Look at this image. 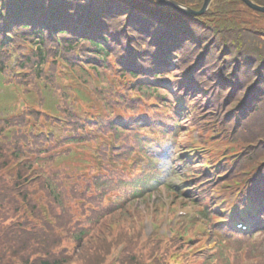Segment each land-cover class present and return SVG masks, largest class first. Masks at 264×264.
<instances>
[{
	"label": "trees",
	"instance_id": "trees-1",
	"mask_svg": "<svg viewBox=\"0 0 264 264\" xmlns=\"http://www.w3.org/2000/svg\"><path fill=\"white\" fill-rule=\"evenodd\" d=\"M176 1L199 9L203 0ZM252 1L264 5V0ZM6 2L7 4H4ZM77 3H81L79 9H76ZM238 3H240L238 0H213L209 10L197 20L182 17L183 21H187V23L192 21V24H198L197 36L190 31L192 40L186 34L187 31H180V26H186V22L180 23V26L169 23L166 27L163 25L160 15H172L181 20L182 18L156 0H0V12L4 9L7 18L4 21L0 19V33L7 34L10 26L9 20H11L14 26L22 27L21 31L35 40L36 51L33 56L36 67L35 76H39L44 71L43 64L47 57L44 45L48 39L46 33L49 32L47 26L49 21L43 19L50 12L51 7L59 14L60 12L66 13V19L69 22H77L87 16L92 18L95 14V18L91 21L89 18L86 19L88 20L85 26L87 32L72 31L73 27L59 24L65 50L71 52V49L77 44L82 41L87 42L91 47V55L87 59L91 60L92 65L96 68L100 67L98 64L102 67L107 65V58L112 47H120L117 51L119 54L124 52L126 55L132 56L135 52L139 63H146L143 66L149 65L155 73L153 83L143 89L144 95L160 97L165 108L168 104V94H170L169 90L165 88V83L171 79L170 75H173L174 78V74L177 73L176 77H178L180 69L185 70L187 67H192L193 74L199 80H202L201 72L212 75L221 90L225 87L229 88L228 99L225 102L228 114L225 121L228 126L232 125L230 128L237 130L236 139L242 143L249 141L263 143L262 150L261 144L259 146L260 158L251 159L250 164L247 165L249 168L260 165L261 159L264 160V108H261L262 105L264 107V86L262 90L259 89V86L264 85V52H259L258 48L253 45L255 43L251 42L247 47L250 54H246L241 49L245 46L241 43L242 39L239 35L244 38L246 31L243 33L241 29L234 30V18L232 17L235 14L234 4ZM16 5L20 6L21 15L18 14ZM144 14L147 19L157 20L165 33L159 30V34L152 37L149 34L148 36L145 33L136 32L135 27H139L140 23L134 20L140 22ZM18 19L20 20L18 21ZM171 25L172 28H170ZM191 27L194 28L195 25ZM169 30L176 31L166 34ZM251 32L252 40L255 42V34L260 32L257 29ZM232 33L239 37L240 43H234L229 39ZM199 34L200 39L194 41L199 38ZM176 36H181L182 41L175 42ZM260 36L258 35L259 39ZM249 37L251 36L249 35ZM171 43L173 45H170ZM168 45L174 48H168ZM138 48L141 52L137 50ZM173 60H177L178 64H172ZM133 63L135 64V62ZM135 66L132 67V70L135 69ZM245 70L249 72L245 74L244 80L245 82L249 81L253 87L249 94H246V102L244 105L241 104L240 109L250 113L248 121H243L232 115L228 109L230 106L236 107V103L246 92V84L240 82L238 78ZM2 71L3 64L0 60V73ZM260 95L261 102L252 105V101ZM169 99L173 104L172 97ZM192 111L190 109L189 112L192 113ZM253 115L254 119H252ZM181 121H186V119H180L172 125L175 137L182 128ZM74 140L78 139L74 138ZM139 140L144 142L142 139ZM146 145L148 144H144V146ZM54 158L51 160L53 161ZM3 170L4 168H0L2 174L0 176V264H109V260L112 258L109 250L111 248L115 250L122 241L126 242V247L118 264H145L144 257L150 258L153 251L157 249L148 250L149 248L146 246H140V234L133 220L135 214L132 211L133 205L105 210L101 208L88 220L89 225L76 223L70 226L71 214L65 195L67 183L65 180L55 182L54 172L49 175L44 173L43 186L52 200V205L59 208L57 225L51 227L45 223L44 227L39 225L34 230L28 231L26 226L27 224L28 226L32 225V222L26 214L31 212L40 221L38 206L33 196L28 192L14 191L16 189V187L13 188L14 182ZM259 172H262V169ZM50 210L55 215V209L50 207ZM114 221H118L119 226L116 233L112 234L107 230V224ZM58 230H62L65 236H59ZM66 240L77 244L76 249L70 255L65 254L64 249L60 248ZM212 259L213 256L209 261L212 262Z\"/></svg>",
	"mask_w": 264,
	"mask_h": 264
},
{
	"label": "rangeland",
	"instance_id": "rangeland-1",
	"mask_svg": "<svg viewBox=\"0 0 264 264\" xmlns=\"http://www.w3.org/2000/svg\"><path fill=\"white\" fill-rule=\"evenodd\" d=\"M233 9L235 11L234 16H232L234 18L233 19V25L235 26V27H233L234 30H240L241 29L243 31V33L246 31L244 38L239 35V37L242 39L241 43L245 46V48L248 47L250 42L255 43V44H253L254 47H257L259 52L263 53L264 52V37H263V40H260L258 38V35H262L264 32V15H259V14L247 12V9L239 7L237 4H235ZM255 29L259 30L258 32H261V33L255 34L256 40H255V42H253V40H252L253 34L251 31H253ZM249 30H251L250 33H249ZM249 35L251 37H249ZM233 36H234V34L232 33V36L229 37V39L233 40V41L238 40V38H239L238 36H234V37ZM248 37H249V39H247ZM245 48L243 47L242 50H244ZM33 60H35V58H33ZM47 60H48V57H46L44 64H43V67H47ZM15 61H16V59H15ZM35 68L36 67L34 65V61H31L28 63V67L26 68V71H25L27 73V75L18 77L15 81H13V83L11 81H10V83H7V80H8L7 78L6 79L4 78L5 81L2 79L3 82L0 81V121H4L6 119V117L10 118V117L15 116V115L19 116L23 113V111L25 109H28V107H29L28 101L32 100L30 102V103H32L37 99L36 95H35L36 98H35V96L32 95L33 92L38 93L37 91L44 88V91L47 92L46 94H50L52 96H54L57 93H60L59 91H61V90L59 89V87H61V85H60L61 81L58 80V83L55 81L56 85L51 86L50 84H48L47 82H45L43 80V73L39 76L38 75L35 76ZM245 72H246V70L244 71V73ZM5 73L11 74V72L7 68H6ZM244 73L242 74V82H245L244 81ZM4 74H3V76H4ZM95 87H96V85H95ZM51 103H53V102H51ZM34 105H35V103H34ZM35 107H36V105H35ZM261 108H264L263 105L261 106ZM127 138L128 137H126L125 139H127ZM3 141L8 143L10 140H3ZM252 143H253V146L256 147L255 150H260L259 146L261 144V150H262V144L263 143L258 144V141L252 142ZM252 150H254V149H252ZM87 151H89L88 148L85 150H81L79 152L80 157L86 156ZM1 155H2V153H0V156ZM76 163H77V151L73 150L71 154L60 157V159L58 161H55V162L50 163L48 165H45L42 170L45 173H47L48 171H51L52 169H54V170H65V169H67L69 171L70 168H75ZM52 164H55V165H52ZM64 174L65 173L63 172V175ZM69 174H70V172H69ZM40 181L42 183V179ZM131 201H132V199H131ZM136 202H137V204H139L140 200H138ZM151 202H153V199H151L150 205H149L152 207L154 206L153 204L159 203L157 201L153 202V203H151ZM139 205H140L139 209H141V211H143V207H145V206L143 204H139ZM179 208H182V207L180 206ZM56 213H58V212L56 211ZM138 214H140L139 211L137 213H135L134 216H136ZM135 218L138 219V217H135ZM70 220H71V224H73L72 218H70ZM127 221H129V220H127ZM145 222H146V220L144 221V224H145ZM155 227L156 226L153 225V221L150 220L146 224V226H144L142 229H140L139 234H140V240L142 239V245L146 244L148 242V240L150 239V237H160V238L164 239L162 237V233L156 231ZM259 240H260V237H259V234H257L255 236L253 242L255 243L256 241H259ZM220 241H225V239L222 237H216L215 238V242L220 243ZM224 243H226V242H224ZM224 243H223L224 247L217 245L218 246V248L216 249L217 252L213 255V257L216 261V264H245V262H249V263H253V264H264V245H263L264 241H260L257 244V247L253 246V243H251V241H249L248 245H247V251L251 252V254H241L236 250L238 248V246L234 247L230 243H227V244H224ZM213 246H214V244H213ZM213 246L205 244L204 245L205 249L201 248V251H211V250H207V249H211ZM170 247H171V244H168L166 242V239H164V245L162 246V251L159 253L160 255H162V260H163V255L167 251L173 250ZM163 262H164V260H163ZM163 262H161L160 264H165Z\"/></svg>",
	"mask_w": 264,
	"mask_h": 264
},
{
	"label": "bare ground",
	"instance_id": "bare-ground-1",
	"mask_svg": "<svg viewBox=\"0 0 264 264\" xmlns=\"http://www.w3.org/2000/svg\"><path fill=\"white\" fill-rule=\"evenodd\" d=\"M80 6H81V3H77L76 9H79ZM53 16L54 17H52V18H54V19H51L49 22H59L61 24H66L68 26L73 27L72 28L73 29L72 31H77V32H87L86 31L87 28H85V26H86V23H88L87 22L88 20H86V19L89 18L90 21H91V19L95 18V14H94L92 16V18L89 17V16H87L86 18H83L82 20H78L77 22H69L64 16H62L60 14H55ZM49 19H50V15L47 14V16L45 15V17H44L43 20H49ZM19 20L20 19H18V21ZM83 20H85V21H83ZM79 21H83V22H79ZM9 23L10 24H13V22L11 20H9ZM174 26H180V23L178 21H176V23H174ZM15 30H23V28L22 27H14V28H12V29L9 30V32L7 33V36L10 35ZM133 55H135V54H133Z\"/></svg>",
	"mask_w": 264,
	"mask_h": 264
},
{
	"label": "water",
	"instance_id": "water-1",
	"mask_svg": "<svg viewBox=\"0 0 264 264\" xmlns=\"http://www.w3.org/2000/svg\"><path fill=\"white\" fill-rule=\"evenodd\" d=\"M157 1L175 9L179 13L186 14L189 16H195V15L202 14L206 10V8L208 7L211 0H204L202 8L198 12H195V11L191 10L190 8L184 7V6L180 5L179 3L175 2L174 0H157ZM241 1L250 9L257 11V12H260V13H264V7H261V6H258L254 3H252L250 0H241Z\"/></svg>",
	"mask_w": 264,
	"mask_h": 264
}]
</instances>
